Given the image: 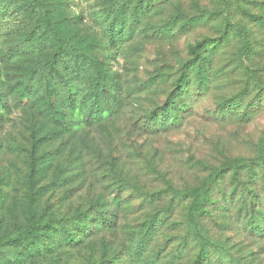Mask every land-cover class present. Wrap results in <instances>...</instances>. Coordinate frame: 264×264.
I'll return each instance as SVG.
<instances>
[{"label": "rangeland", "instance_id": "374dc122", "mask_svg": "<svg viewBox=\"0 0 264 264\" xmlns=\"http://www.w3.org/2000/svg\"><path fill=\"white\" fill-rule=\"evenodd\" d=\"M47 1L59 4V0ZM66 1L72 25L80 28L82 34L93 35L98 42L95 46L98 58L118 74L126 89L123 91L126 107L117 118L119 121L112 124L118 129L125 127L114 135V157H120L127 171L130 169L129 174L139 178V192H135L137 201L130 196V202L122 206L119 225L114 230L95 231L78 248L58 246L27 264H90L105 247L106 253L113 255L130 244L128 233L151 212V207L138 197L143 191L159 192L168 184L176 189L197 186L213 167L227 159L256 155L257 142L264 136V0H154L153 5L138 12L139 20L132 35L115 47L101 25L122 8L132 13L138 0ZM56 15L58 20L62 19L60 13ZM229 23L239 24L249 34L253 41L249 53L244 54ZM15 24L9 21L0 33V94H6L8 101V109L0 110V236L16 235L26 227L30 203L38 215L61 219L91 201L104 202L112 185L107 167H101L94 157L95 152L107 153L106 132L112 127L108 125L105 129L102 126L79 132L87 143L94 141L97 146H86L90 155L83 177L86 180L78 176L71 186L53 188V169L57 162L63 161L58 155L63 149H57L59 139L33 148L34 130L42 136L48 128L38 104L23 108L13 93L21 67L27 66V56L18 59L9 52L18 44L14 36L17 32L13 30L17 27L12 29ZM204 42L212 46L205 49ZM193 46L205 56L214 49L210 61L204 63L210 82H204L202 87L193 77L191 63L196 60L191 52ZM182 67L190 74L184 87L187 109L183 123L173 131L141 135L128 121L154 104L168 100ZM148 86H152L150 92L146 90ZM233 98L241 104L229 109L226 103ZM69 117L77 119V111ZM140 155L147 159L143 157L138 162ZM50 159H54L53 168L33 171V165L43 166ZM149 162L153 170L147 173ZM224 182L229 196L234 181L228 176ZM158 199L157 196V203L165 202ZM184 205L178 208L180 212H184ZM259 205L264 208L263 203ZM216 221L222 225L224 219L209 220L208 224L218 231ZM257 229L243 228L241 219L236 218L218 236L243 264H264V227ZM176 232L177 228L171 229V236L176 237ZM164 244L165 240L155 241L141 263L160 264L164 260L161 254ZM166 249L170 253V243ZM125 259L128 261L127 256ZM184 259H179L178 251L176 261H180L176 264H183ZM164 264H169L168 260Z\"/></svg>", "mask_w": 264, "mask_h": 264}, {"label": "trees", "instance_id": "16d2710c", "mask_svg": "<svg viewBox=\"0 0 264 264\" xmlns=\"http://www.w3.org/2000/svg\"><path fill=\"white\" fill-rule=\"evenodd\" d=\"M153 2L138 0L132 13L122 8L113 18L102 23L114 47L132 35L135 22L139 20L138 12ZM57 12L61 14V20L57 19ZM69 18L66 0H59L58 6L47 0H0V33L9 21L16 23L12 29L17 27L13 29L17 34L13 33L18 44L9 49L11 57L27 56V66L21 67L13 93L23 108L38 104L44 126L48 128L42 136L34 130L31 138L33 148L59 139L60 147L57 149H63L62 153L58 152L63 161L57 162L56 169H53V188L71 186L78 176L85 177V166H88L90 157L86 146H97H94V141L87 143L79 132L112 126L119 121L117 118L126 107L123 93L126 89L118 74L111 72L98 58L95 52L98 42L92 34H82ZM230 25L240 39L244 54L249 53L253 48L249 34L239 24ZM202 45L207 49L212 43L207 45L204 42ZM191 52L196 56L191 63L195 83L199 87L205 86L204 82H210V78L204 63L210 61V54L203 55L197 46H193ZM184 69H179L181 75L168 100L154 104L139 117L128 121L135 131L145 137L155 136L173 131L183 123L187 109L185 85L190 78ZM151 87H146V90L150 92ZM6 96L0 94V110L8 109ZM238 104L241 103L233 98L226 106L233 109ZM76 111L78 118L70 119L69 115ZM122 129L125 127L118 129L112 126L106 132L107 153L95 152L94 156L101 167H107L112 179L104 202L91 201L61 219L38 215L30 203L26 227L16 235L0 236V264H27L41 259L58 246L78 248L95 231L114 230L119 225L122 206L130 202V196L135 202V192H139V178L129 174L130 169L127 171L126 163L120 157H114V135L121 133ZM143 157L147 159L140 155L138 162ZM53 161H44L43 166L40 163L37 167L33 165V171L42 170V167L51 169ZM146 169L147 173L153 170V164L149 162ZM227 175L234 181L233 192L229 196L224 182ZM157 196L158 200L165 202L157 203ZM138 197L151 207V212L128 233L130 244L111 256L105 247L99 256L90 260V264H145L141 263L142 256L149 255L150 248L158 240H165L161 254L169 264H176L183 258V264H243L218 234L231 226L236 218L241 219L245 229L264 227V208L259 205L260 202L264 204V136L257 142L256 155L227 159L213 167L197 186L176 189L168 184L166 189L153 193L145 190ZM183 204L184 212H180L178 208ZM219 218L224 222L222 225L215 222L218 223L216 231L208 222ZM174 227L177 228L176 237L170 233ZM168 243L172 247L170 253L166 249ZM9 246L14 249H9ZM178 251L180 260L176 261ZM164 260L160 264H164Z\"/></svg>", "mask_w": 264, "mask_h": 264}]
</instances>
